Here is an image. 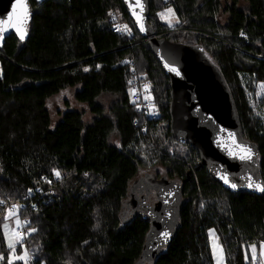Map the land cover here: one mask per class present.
I'll return each instance as SVG.
<instances>
[{
  "label": "trees",
  "instance_id": "1",
  "mask_svg": "<svg viewBox=\"0 0 264 264\" xmlns=\"http://www.w3.org/2000/svg\"><path fill=\"white\" fill-rule=\"evenodd\" d=\"M146 1L156 35L200 49L220 72L253 153L249 165L264 186V119L257 115L264 114V0ZM30 5L25 37L10 36L0 50V264H28L9 262L2 235L5 212L17 202L31 230L22 242L31 264H137L151 222L129 214L128 198L139 171L156 166L182 201L170 241L152 264H213L212 228L226 264H253L248 247L264 242V192L219 183L191 142L172 138L170 80L123 1ZM167 8L176 26L159 22L157 12ZM110 12L130 37L113 33ZM132 78L150 82L155 120L130 102ZM78 85L74 100L88 108L89 120L66 111L51 129L48 99ZM105 97L111 105L100 101Z\"/></svg>",
  "mask_w": 264,
  "mask_h": 264
},
{
  "label": "water",
  "instance_id": "2",
  "mask_svg": "<svg viewBox=\"0 0 264 264\" xmlns=\"http://www.w3.org/2000/svg\"><path fill=\"white\" fill-rule=\"evenodd\" d=\"M30 1L24 0L27 5V18L24 23L17 24L14 27L15 20L12 23L4 22L12 14L17 0H0V28L4 29L0 32V50L3 48L5 40L10 36L14 35L21 39V33L17 31V27L24 32V37L27 34L26 27L32 15ZM36 1L40 2L42 0ZM122 1L130 20L141 37L148 42L150 49L170 80V130L172 138L191 142L208 162L215 164L214 173L219 178L218 182L230 189H234L231 187L232 184H235L236 187H242L248 185L250 181L253 182L252 178L257 177V173L255 172V166L249 165L252 161L240 160L238 155L229 154L230 152L239 154L240 148H249V145L243 141L241 122H239L236 108L220 72L211 65L200 49L172 43L156 35L147 22L149 16L148 1L139 0V4H137V0ZM170 69H176V71ZM237 145L240 147H237ZM228 157L240 161L241 164H247L251 173L242 170V176H239V171L232 169L237 168V166L230 164L229 167L235 175L232 178L234 181L225 183L224 179L221 178L219 169H224L226 173H229V169L222 167V165L226 166V162L229 160ZM233 175L231 172L230 176L233 177ZM170 185L172 184L170 183ZM171 188L174 189L173 196ZM166 194L167 196H162L163 206H171L176 200L178 203L174 213L171 214L173 222L181 204L179 188L169 187ZM147 211L145 209V215ZM148 219H150V216L147 213L146 220L148 221ZM156 221L153 220L151 223ZM168 225L169 223L163 224L160 231H158L156 225L154 232L151 231L154 236L149 237L150 234L147 237L139 260L153 263L154 258L169 243L172 236L170 231L168 233L166 231L169 230ZM165 233L168 234L167 238H165Z\"/></svg>",
  "mask_w": 264,
  "mask_h": 264
},
{
  "label": "rangeland",
  "instance_id": "3",
  "mask_svg": "<svg viewBox=\"0 0 264 264\" xmlns=\"http://www.w3.org/2000/svg\"><path fill=\"white\" fill-rule=\"evenodd\" d=\"M160 2H157V0H155L154 4L156 7L159 6ZM169 9L171 8H167V9H161L157 12L156 16L159 20L160 23L166 24L167 26H176L178 24V21L176 19V17L174 16L173 10L171 9V12H169ZM243 85H246V81L247 79L244 80V78H241ZM254 87V84H253ZM80 89V86H75L73 88H67L63 91H61L59 94L51 97L50 99H48L47 103H46V108L51 116V129H54L56 127V125L59 123L60 119H61V114H63L66 111H78V112H85V118L86 120H89L90 115L88 112V108L81 103H78L74 100V94L76 91H78ZM153 93V92H152ZM154 97V96H153ZM250 97L249 93H248V98ZM100 101H102L104 104H108L111 105L112 103V99L109 97H105L102 98ZM260 118L264 119V114L260 115ZM114 143H116V140H113ZM228 161L226 162V166L222 165V167H225V169H229V173H224L223 171H225L224 169L222 170V177H230V173L232 172L231 168L229 167L230 164L235 165L237 163L236 159H230L228 157ZM210 164V162H209ZM211 165V164H210ZM236 166V165H235ZM217 175V174H216ZM54 176H57V173L54 172ZM60 176V175H59ZM166 170L165 168H162V166H156V167H151V168H143L139 171L136 179L134 180V182H132L133 186L132 189L130 190V194H132V196L138 192L141 188L144 192L143 195H150L151 193H159L160 196H167V189H169V183H167L166 180ZM254 183L260 184L259 180L257 177L253 178ZM129 214H139V216H144L145 215V210L144 208L138 203V201L136 200V197H132L131 195H129ZM154 200V199H153ZM4 203V201H3ZM2 203V204H3ZM180 206V205H179ZM8 207V206H7ZM15 208V204L12 203L11 206L9 204L8 210L5 212L4 215V223L2 225V235L5 241V246L7 248V250H9V262H21V263H26L28 261V255L26 252V249L24 247V245H22L23 242V237L19 236L18 234H16L14 232V230L16 228L19 227L20 223H19V217H18V213L13 210ZM127 214L128 213V209L125 206V210H124ZM124 214V215H125ZM178 222V210L176 212V216L173 222L169 223L168 225V229L171 232V234H173L176 225ZM156 228V222L151 223L150 225V231L148 233V236L151 234V231L154 232V229ZM154 235L151 234L149 237H153ZM208 237V244H209V248H210V253L213 259V264H226L225 263V256H224V252H223V248L222 245L219 241L218 235L216 233L215 229H209L207 231V235ZM12 241L13 243V247L10 248L9 247V241ZM214 244L216 245V247L214 248ZM19 246H21V248L19 249ZM252 246H255V253L253 254L252 251ZM248 254L249 257L251 258V262H253V264H256L259 260L260 264H264V242L259 243L258 245L256 244H252L248 247ZM26 255V260H22V259H18L17 257H22ZM137 264H150L148 263V261H142L139 260L137 262Z\"/></svg>",
  "mask_w": 264,
  "mask_h": 264
},
{
  "label": "built area",
  "instance_id": "4",
  "mask_svg": "<svg viewBox=\"0 0 264 264\" xmlns=\"http://www.w3.org/2000/svg\"><path fill=\"white\" fill-rule=\"evenodd\" d=\"M110 21L112 22L111 30L113 33L118 34L123 37H130L129 29L127 26L120 20L119 15L116 12H110ZM160 37V36H159ZM132 61L127 60V65H131ZM130 86L128 89L129 99L132 104H134L139 112L144 114V117L150 121L155 120L159 117V112H157L156 105L154 104V97L151 90V84L147 80L132 78L129 82ZM22 203H15V210L18 213L19 217V227L14 230L16 234L23 237V241L28 238L31 234V230L27 229L28 221L20 218V213L22 212ZM256 245L258 241L256 240ZM28 264L33 262V258L27 252ZM256 264H260V261Z\"/></svg>",
  "mask_w": 264,
  "mask_h": 264
},
{
  "label": "flooded vegetation",
  "instance_id": "5",
  "mask_svg": "<svg viewBox=\"0 0 264 264\" xmlns=\"http://www.w3.org/2000/svg\"><path fill=\"white\" fill-rule=\"evenodd\" d=\"M210 164L214 165V166H212V168L215 169V167H216L215 164L213 162L212 163L210 162ZM236 169L239 171V176H242V174H241V173H243L242 168L239 167V168H235V170ZM243 170H244V168H243ZM233 172L234 171H232V175H233ZM234 177H235V175H233V177L232 176L228 177L229 183L234 181V179H232ZM235 179L237 180V178H235ZM171 187H175V189L177 188V186L175 184H173ZM171 191H172V196H173L174 189L171 188ZM143 194H144V192L141 188L138 192H136L134 194L133 197L137 198L136 200L144 208V210L147 209L149 211V212L148 211L146 212V215L148 213V215L150 216V219H148V221L149 220H151V221L157 220L156 225L158 227V231H160L162 229L163 224L172 222L171 214L174 213V211H175L176 205L178 204L177 200L171 206H165V205L163 206L162 196H160L159 193H151L150 195H147V196L143 195ZM180 199H181V197H180ZM181 201H182V199H181ZM171 208H172V210H171ZM136 215H139V214H136ZM146 215H144L142 217H144L146 219ZM166 231H167V233L169 232V230H166Z\"/></svg>",
  "mask_w": 264,
  "mask_h": 264
},
{
  "label": "snow or ice",
  "instance_id": "6",
  "mask_svg": "<svg viewBox=\"0 0 264 264\" xmlns=\"http://www.w3.org/2000/svg\"><path fill=\"white\" fill-rule=\"evenodd\" d=\"M137 4H139V0H137ZM142 7V5H140ZM169 12H171V9H169ZM27 18V5L24 2V0H17L16 5L13 7V12L12 14L8 17V20L4 23H12L13 20L16 21V24H13L14 27L17 26V24H22L24 23V20ZM4 31L3 28H0V32ZM17 31H20V38L23 39L24 38V32H22L20 30L19 27H17ZM171 71H176V69H170ZM233 143H235V141H233ZM237 147H240L239 145H237ZM230 155H238L240 160H252L253 158V153L251 151L250 148H240V153H233L230 152ZM57 176H59V173H57ZM222 179H224L225 183H229L228 178L225 177H221ZM231 187L235 188L236 185L232 184ZM248 187H255L257 190L264 192V186H261L260 184L254 183V182H249L248 183ZM165 238H167V233L164 234ZM9 247L12 248L13 247V243L10 239L9 241ZM216 247V245L214 244V248ZM252 251L253 254L255 253V246H252ZM18 259H22V260H26V255L22 256V257H17Z\"/></svg>",
  "mask_w": 264,
  "mask_h": 264
}]
</instances>
